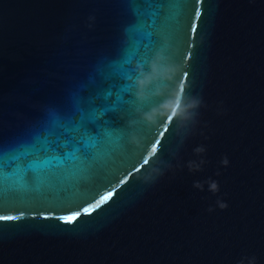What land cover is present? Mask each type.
Instances as JSON below:
<instances>
[{"label": "water", "instance_id": "obj_1", "mask_svg": "<svg viewBox=\"0 0 264 264\" xmlns=\"http://www.w3.org/2000/svg\"><path fill=\"white\" fill-rule=\"evenodd\" d=\"M0 215V264H264V0H0Z\"/></svg>", "mask_w": 264, "mask_h": 264}, {"label": "snow or ice", "instance_id": "obj_2", "mask_svg": "<svg viewBox=\"0 0 264 264\" xmlns=\"http://www.w3.org/2000/svg\"><path fill=\"white\" fill-rule=\"evenodd\" d=\"M197 15H199V13H197ZM105 199H107V197H105ZM5 219H14V217H5V216L0 215V220H5ZM65 219L66 221H71L74 219V217H66Z\"/></svg>", "mask_w": 264, "mask_h": 264}]
</instances>
